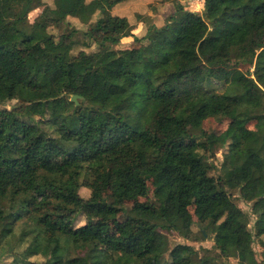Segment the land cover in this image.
<instances>
[{"label": "trees", "instance_id": "1", "mask_svg": "<svg viewBox=\"0 0 264 264\" xmlns=\"http://www.w3.org/2000/svg\"><path fill=\"white\" fill-rule=\"evenodd\" d=\"M45 1L0 0V105L18 102L0 109L3 264H90L100 246L98 264H264V0H205L202 14L173 0L162 27L149 12L168 0ZM210 118L230 121L216 139L190 130ZM109 187L108 215L134 202L131 229L96 238L76 225L92 204L80 191ZM195 226L215 256L171 248L172 232L199 243Z\"/></svg>", "mask_w": 264, "mask_h": 264}, {"label": "rangeland", "instance_id": "2", "mask_svg": "<svg viewBox=\"0 0 264 264\" xmlns=\"http://www.w3.org/2000/svg\"><path fill=\"white\" fill-rule=\"evenodd\" d=\"M165 0H146L145 3H151L154 5H160V4H165L163 3ZM173 0H168L166 2V7L161 11V13H150V17L152 20V23L157 25L158 27H162L165 25L166 20L169 16H171L175 10L174 5H173ZM47 4L52 5L53 0H46L45 1ZM182 5L185 7L186 10H190L192 12H197L202 14L205 9V0H182ZM43 9H38L34 12H32L29 15V20L31 23H33L36 18L39 16V14L42 12ZM70 22L72 25H74L77 29L80 30H86L88 26L83 25L80 21L76 19H70ZM139 26L136 27V34L140 31ZM55 34H59L58 30L54 31ZM133 44L132 39H125L123 40L122 44L116 47L117 49H125L128 48ZM79 50V49H77ZM244 71L247 70V68L243 69ZM254 69H252L253 71ZM216 88H220L221 84L219 83H213ZM18 105L17 101H13L10 103H7L5 105H0V109H11L12 107H15ZM230 124L229 120L226 119H216V118H210L205 120L202 123H195L190 127V130L192 132H201L205 131L207 132L211 138L216 139L218 136H220L227 128L228 125ZM250 129H255L256 128V123L252 122L249 125ZM191 132V133H192ZM191 138L186 135L185 136V142L186 144H189L191 142ZM202 154V152H200ZM224 159L223 152L220 151L217 153L216 159L213 160V162L217 165L220 166ZM217 175V173H215ZM101 181L103 183H108V169H105L101 172ZM80 194L83 198L85 199H91L92 204L89 207L88 214L87 216L81 215L79 216L76 225L77 226H82L85 225L87 221L92 222V227H93V233L96 238H99L104 230L106 225L110 228V234L111 236L115 237L118 236V232L120 230H130L131 229V222H130V212L133 209L134 202L128 201L124 204L123 210L115 215H108L106 213V205L114 199L115 196V191L109 187V189L105 192H93L87 188H83L80 191ZM234 198L236 200V203L238 206L244 210L245 212L249 213L251 216V224L250 228L251 230L255 231L254 229V223L256 220V216L252 213V204H248L243 202L240 198L238 193H233ZM140 201L144 202L146 201L145 198H141ZM194 205L190 207V211L194 213ZM195 221L198 223V219L194 217ZM195 232L198 234V237L200 238L199 243H195L189 240H186L182 237H180L177 233L172 232L169 233V239L171 242V248L178 243L182 244H188L194 246L197 250H199L201 256L203 257H212L216 255V250H215V243L211 239V237L205 232V237H201L200 235V228L198 226L194 227ZM261 240H264V237L262 239H256L255 243L253 245L254 250L256 252L257 258L260 261L261 260V253L263 251V248L261 246ZM42 246L44 252L49 256V257H54L57 254L58 247L55 244L49 243L46 237H42L41 239ZM106 251V248L103 246L97 247L94 250V258L90 260V264H98L99 258L98 256L104 254ZM1 259L0 263H6L8 260ZM36 260H41V259H36ZM232 264H241L237 260L232 259L231 260Z\"/></svg>", "mask_w": 264, "mask_h": 264}, {"label": "crops", "instance_id": "3", "mask_svg": "<svg viewBox=\"0 0 264 264\" xmlns=\"http://www.w3.org/2000/svg\"><path fill=\"white\" fill-rule=\"evenodd\" d=\"M165 7H166V5L163 6V7L161 8V10H159V11H150V12H149V16H150V13H151V12H153V13H157V14H158V13H161V11H162ZM138 26L141 27V28H140V30H141V29H142V25H138ZM126 39H132V41H133V38H126Z\"/></svg>", "mask_w": 264, "mask_h": 264}, {"label": "water", "instance_id": "4", "mask_svg": "<svg viewBox=\"0 0 264 264\" xmlns=\"http://www.w3.org/2000/svg\"><path fill=\"white\" fill-rule=\"evenodd\" d=\"M78 99H79L78 96H74V97H72L71 101H73V102H75L76 104H78Z\"/></svg>", "mask_w": 264, "mask_h": 264}]
</instances>
